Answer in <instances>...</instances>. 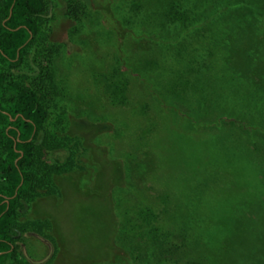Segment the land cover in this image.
Wrapping results in <instances>:
<instances>
[{
	"label": "rangeland",
	"instance_id": "obj_1",
	"mask_svg": "<svg viewBox=\"0 0 264 264\" xmlns=\"http://www.w3.org/2000/svg\"><path fill=\"white\" fill-rule=\"evenodd\" d=\"M170 2L195 23L161 26ZM15 75L62 167L16 219L22 264H264V0H49Z\"/></svg>",
	"mask_w": 264,
	"mask_h": 264
},
{
	"label": "trees",
	"instance_id": "obj_2",
	"mask_svg": "<svg viewBox=\"0 0 264 264\" xmlns=\"http://www.w3.org/2000/svg\"><path fill=\"white\" fill-rule=\"evenodd\" d=\"M48 5L49 0H0V264H22L18 246L21 228L16 219L28 211L34 197L51 190L52 175L62 171L61 166L44 160L40 141L48 115L43 100L36 88L15 75L34 46L39 21ZM162 7L158 22L163 27L188 28L195 23L189 9L175 2ZM131 8L132 12L140 11L142 5L133 1ZM81 13L80 6L72 9L76 18ZM46 75L53 81L51 71ZM108 88L113 103L126 107L127 81ZM219 190L223 192V187ZM179 230H170L165 241H170L175 231L183 233ZM154 241L159 243V238Z\"/></svg>",
	"mask_w": 264,
	"mask_h": 264
}]
</instances>
